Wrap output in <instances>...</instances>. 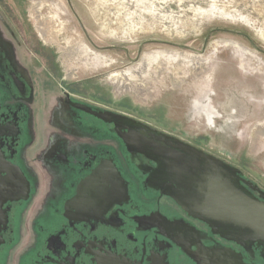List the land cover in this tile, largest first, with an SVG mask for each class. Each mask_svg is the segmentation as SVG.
<instances>
[{"label": "flooded vegetation", "instance_id": "1", "mask_svg": "<svg viewBox=\"0 0 264 264\" xmlns=\"http://www.w3.org/2000/svg\"><path fill=\"white\" fill-rule=\"evenodd\" d=\"M6 3L0 0V264H264V246L212 232L163 181H150L158 163L137 149L138 123L222 158L94 103L53 64L41 66L37 79L38 61L25 57ZM93 110L127 119L116 124Z\"/></svg>", "mask_w": 264, "mask_h": 264}, {"label": "rangeland", "instance_id": "2", "mask_svg": "<svg viewBox=\"0 0 264 264\" xmlns=\"http://www.w3.org/2000/svg\"><path fill=\"white\" fill-rule=\"evenodd\" d=\"M4 1L37 79L53 64L94 103L193 141L264 190V0Z\"/></svg>", "mask_w": 264, "mask_h": 264}, {"label": "water", "instance_id": "3", "mask_svg": "<svg viewBox=\"0 0 264 264\" xmlns=\"http://www.w3.org/2000/svg\"><path fill=\"white\" fill-rule=\"evenodd\" d=\"M92 113L116 124L127 119L108 110ZM138 124L143 132H138L137 149L158 163L150 181H163L175 201L190 215L205 221L212 232L243 247L264 246V190L243 178L230 163Z\"/></svg>", "mask_w": 264, "mask_h": 264}, {"label": "bare ground", "instance_id": "4", "mask_svg": "<svg viewBox=\"0 0 264 264\" xmlns=\"http://www.w3.org/2000/svg\"><path fill=\"white\" fill-rule=\"evenodd\" d=\"M154 6V5H153ZM159 11H164V9L162 8V7H159L158 5H157V7H156ZM156 9V10H157ZM169 16H173L169 11H168V13H167ZM35 15V14H34ZM39 15V14H38ZM37 18V17H36ZM41 18V17H40ZM45 19V18H44ZM43 22V21H42ZM38 26V25H37ZM40 27V26H39ZM41 28V27H40ZM56 31V30H55ZM58 31V30H57ZM54 32V31H53ZM45 34V33H44ZM49 34L51 35V33L49 32ZM48 34V35H49ZM56 34V33H55ZM81 52L82 51H77V54H78V56L80 57L81 56ZM202 69V68H201ZM114 75H112L111 77H113ZM118 82V81H117ZM172 82L174 83V84H178L179 83V81L177 80V79H174V77H172ZM141 84V83H140ZM197 110L198 111H200V112H204L205 114H206V117L208 118V119H212L213 118V116H215L216 115V111L214 110V109H212V107L210 106V104H208V103H204V102H200L198 105H197ZM131 143V142H130ZM137 144V143H136ZM109 167V166H108ZM98 173V172H97ZM96 174V173H95ZM109 176V175H108ZM118 177V176H117ZM101 178V177H100ZM103 179V178H102ZM117 181V180H116ZM122 184V183H121ZM95 186V185H94ZM110 187H111V185H110ZM92 188H94V187H92ZM91 188V189H92ZM109 189V188H108ZM125 190V189H124ZM99 192V191H98ZM101 192V191H100ZM108 192V191H107ZM106 194V193H105ZM116 194V193H115ZM112 195V194H111ZM95 196V195H94ZM116 196V195H115ZM102 197V196H101ZM82 198V197H81ZM116 198H117V196H116ZM85 200V199H84ZM89 202V201H88ZM92 202V201H91ZM96 202V201H95ZM86 203V202H85ZM102 204V203H101ZM100 204V205H101ZM91 205V204H90ZM89 205V206H90ZM170 227V226H169ZM164 228V227H163ZM169 230V229H168Z\"/></svg>", "mask_w": 264, "mask_h": 264}]
</instances>
